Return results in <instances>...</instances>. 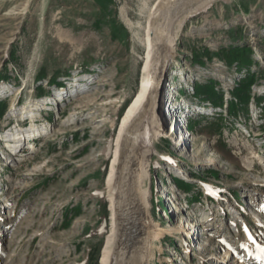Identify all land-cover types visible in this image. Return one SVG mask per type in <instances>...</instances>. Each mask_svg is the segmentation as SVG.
I'll return each instance as SVG.
<instances>
[{
  "label": "rangeland",
  "instance_id": "obj_1",
  "mask_svg": "<svg viewBox=\"0 0 264 264\" xmlns=\"http://www.w3.org/2000/svg\"><path fill=\"white\" fill-rule=\"evenodd\" d=\"M143 2L0 0V78L9 77L0 79L5 90L0 95L7 91L10 96L24 85L22 100L30 101L21 108L30 125L12 134L21 132L22 139L30 128L46 129L30 132L31 139L43 136L35 155L8 159L0 145V264H100L110 215L104 180L119 120L137 91L143 63L144 47L136 36L138 24L145 22ZM176 23L167 20L163 32H176ZM230 47L250 48L248 68L238 71L237 64L228 66L217 58ZM169 50L158 95L155 148L145 165L152 218L166 230L152 241L149 264H243V222L264 244V0L208 1L189 15ZM194 52L203 55V64L194 60ZM247 72L254 79L251 98L246 109L231 117L226 106ZM67 77L81 84L68 87L61 96L68 100L56 107L59 99L49 98L60 94L56 85H64L51 81L63 84ZM195 86H212L222 106L218 100H202L193 93ZM180 88L183 104L174 95L166 97ZM187 103L201 116L191 122L189 139L167 110L180 118ZM0 106H5L2 139L23 124L13 99L0 98ZM195 109L188 107L187 114ZM176 172L189 190L173 188L177 182L170 177ZM213 194L218 197L207 204L205 198ZM201 216L209 220L203 226L205 237L200 238L196 226L174 230L181 223L193 226L190 219ZM182 234L183 239L177 236ZM197 246L205 251H196ZM228 249L239 257L223 263Z\"/></svg>",
  "mask_w": 264,
  "mask_h": 264
},
{
  "label": "bare ground",
  "instance_id": "obj_2",
  "mask_svg": "<svg viewBox=\"0 0 264 264\" xmlns=\"http://www.w3.org/2000/svg\"><path fill=\"white\" fill-rule=\"evenodd\" d=\"M208 1L210 0H153L151 6H148L150 0H144L142 4L141 14L145 22L143 25L138 24L141 33L136 32V36L144 47L143 63L137 91L120 117L112 158L104 180L110 215L109 232L105 238L100 264H149L151 243L159 236L158 231L166 230L152 218V204L148 198L149 170L145 165L155 148V119L161 117L158 95L165 72L164 67L172 55L169 46L176 41L180 28L189 15L201 10ZM167 20L177 22L176 32L169 35L168 32H163L162 27ZM128 24L130 28L135 26L133 23ZM1 90L5 91L2 87ZM27 116L31 118V122H36L30 114ZM32 130L34 133L46 131L45 127H36ZM32 130L30 128L26 131L27 134L22 139H19L23 135L21 132L9 135L13 141L8 147L9 150L14 152L19 145L24 146L25 142L31 139ZM183 134L186 137L187 134L185 132ZM30 149L35 148L31 146ZM244 225L249 228L246 223ZM194 227L188 223L186 225L181 223L174 230L188 231L193 230ZM246 231V243L240 246V249L246 250L250 257L241 260L244 259L243 264H257L258 258L264 259V245H256L259 240L258 235L253 236L248 230ZM250 235L254 238L251 239ZM200 249L205 251V248L200 247ZM1 251L2 249H0V258ZM235 255L239 257L236 252L228 249L222 259L220 258L221 262L229 263Z\"/></svg>",
  "mask_w": 264,
  "mask_h": 264
},
{
  "label": "trees",
  "instance_id": "obj_3",
  "mask_svg": "<svg viewBox=\"0 0 264 264\" xmlns=\"http://www.w3.org/2000/svg\"><path fill=\"white\" fill-rule=\"evenodd\" d=\"M205 56H207V53H204ZM250 54L251 50L248 47H230L228 50L222 51L221 56L218 54L217 58L221 61H225V63L228 66H232L233 64H237V70L240 71L243 66L249 67L250 65ZM202 56L199 55L196 52L193 54V58L195 61H198V63L203 64L204 62L202 61ZM209 59V58H208ZM249 71V70H247ZM41 77L43 74L40 75ZM261 78H264V75L260 76ZM2 81H6L9 79L7 75H2L0 78ZM253 75L250 74L249 72L245 73V78L241 79L238 81L237 86L235 90L232 92V100L229 101V104L227 105L228 111H229V116L235 117L237 116V112L246 109V104L251 98L250 95V87L253 83ZM53 84H59L63 85L62 83H58L54 80L51 81ZM195 93L198 96H201L202 100L209 101L213 104H216V101L218 100L219 105L222 106V97L220 93H217V91L212 87L209 86L207 87H194ZM207 89V91H205ZM217 93V94H216ZM43 93H39V96H41ZM216 97V98H215ZM3 107V108H2ZM0 106V116L2 114V111H4L5 106ZM178 186L183 188L184 190H189L190 185L188 183L181 182L180 180L176 181Z\"/></svg>",
  "mask_w": 264,
  "mask_h": 264
}]
</instances>
